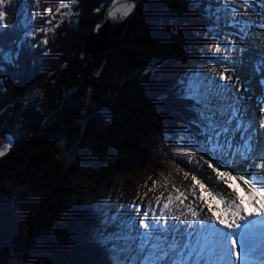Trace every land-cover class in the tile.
<instances>
[{
  "label": "trees",
  "instance_id": "obj_1",
  "mask_svg": "<svg viewBox=\"0 0 264 264\" xmlns=\"http://www.w3.org/2000/svg\"><path fill=\"white\" fill-rule=\"evenodd\" d=\"M110 1L78 0L74 15L56 14L51 25L44 10L61 0H36L30 16V0L0 6V48L18 53L11 63L0 54V133L15 141L0 158V264H115L101 207L66 204L73 178L89 165L110 183L116 172L153 165L183 134L201 138L192 92L218 0H141L124 43L93 80L90 58L79 55Z\"/></svg>",
  "mask_w": 264,
  "mask_h": 264
},
{
  "label": "snow or ice",
  "instance_id": "obj_2",
  "mask_svg": "<svg viewBox=\"0 0 264 264\" xmlns=\"http://www.w3.org/2000/svg\"><path fill=\"white\" fill-rule=\"evenodd\" d=\"M12 2L0 0V6ZM77 2L61 0L55 12L52 6L46 8L44 11L51 17L46 24L51 25L56 14L74 15L72 8ZM192 4L193 7L200 6L198 0H192ZM134 8V0H124L120 7L108 10L106 16L115 19L119 13L123 19ZM62 9L69 11L61 12ZM249 10L255 12L256 18L264 20V0H218L215 6L217 29L213 34L223 20L224 27L237 29L241 36L238 43L231 42L232 33L228 34L229 39L220 41V45L229 51L222 59L229 63H242L239 56L252 51L245 45L254 36L253 30L264 29V23L241 19L250 15ZM6 17V11L0 10V28L4 27ZM41 31H54V27ZM42 43L47 44V38ZM220 45L216 52L220 51ZM0 54L9 63L18 55L2 48ZM258 55L257 70L264 72V51ZM209 71L219 76V81L205 78L208 87L197 90L196 100L203 106L199 115L204 122L202 132L205 135L201 150L208 155L207 160L201 157L193 169L199 173V178L183 172L180 184L173 181L171 189L168 188V177L163 185L153 181V188L163 186L168 192L167 197L162 192L148 202L158 211L140 212L137 205L131 212L117 210L115 215L108 217L118 229L110 238L114 244L113 252L119 253L115 264H247L249 256L258 251L254 236L243 231L242 226L252 218L264 217V172L253 175L250 170L251 161H264V102H261L257 126L256 120L249 118L245 102L248 89L240 78L231 71L221 73L216 67ZM261 83L264 84V80ZM217 101L221 103L217 105ZM237 134L239 145L235 143ZM12 143L8 139L0 156L5 155ZM240 167L244 168L243 174L238 172ZM259 167L264 169V163ZM207 169H211V173ZM234 172L237 174L233 175ZM184 181L189 183L185 185ZM185 201L189 202L186 204ZM174 208L186 211L177 215Z\"/></svg>",
  "mask_w": 264,
  "mask_h": 264
},
{
  "label": "rangeland",
  "instance_id": "obj_3",
  "mask_svg": "<svg viewBox=\"0 0 264 264\" xmlns=\"http://www.w3.org/2000/svg\"><path fill=\"white\" fill-rule=\"evenodd\" d=\"M35 2L36 0H30L27 9L28 16L33 14ZM213 16L216 22L215 8ZM235 30L237 29H234L231 26L224 27V21H220V28L214 35V40L212 41L211 45L199 55L201 61L205 62L206 65L197 71L194 82V93L192 92L193 96L197 95V90L203 91L204 88L208 87V82L205 80V78L219 81V76L210 72V68L216 67L221 73L225 74L230 71L234 63H229L227 60L222 59V57L228 56L229 51L223 45H220V41L229 39L228 34L232 33L233 35L230 37V39L231 42L234 43ZM217 45H220L219 52H216ZM255 46L256 48L254 52H249L245 59L248 57V61L246 60L247 64H249L252 71L254 73L256 72L258 75L260 74V71L257 70V64L259 63L258 54L259 52L264 51V49H261L260 44H256ZM235 70L238 71L237 69ZM239 71H242L241 75L249 79V82L241 81V83H243L248 89L245 94V102L248 100L249 103L255 104V114L258 116L262 111L261 98L258 96L253 97L252 94L248 95L247 93H249L250 90L251 93H253V90L256 88L255 86H258L260 93L264 92V84L261 83V81L264 80V72H261L259 77L253 78L252 75L246 70ZM202 107L203 106L201 105L200 112ZM257 116L251 119H254L257 122L258 118L259 125V117ZM200 137L201 138L198 140H196V138L191 134H183L177 137V139H175L176 145H167L168 147H163L161 157L153 165L147 166L144 169L138 171L116 172L112 175L110 183H100L98 181L97 175L94 176L92 174L93 170L91 166L83 165L82 171L78 172L73 178L72 187L66 194V204L69 205L77 202L98 204L103 212L102 223L100 226L101 233L103 238L108 241L109 245L113 249L114 244L111 242L110 238L116 231H118V229L108 217L110 215H115L117 210H123L125 213L131 212L133 208H137V205L139 206L138 211L140 212L158 211L155 207H150L148 202L152 201L162 192L164 193V196L167 197L168 192L165 191L163 186H157L153 188V181L159 182L160 185H163L165 177H168V188L171 189L172 182L174 181L177 183L179 181V173L182 174L183 172H188L190 175L198 176V173L193 169L197 165V162L200 161L199 158L201 153L204 152L201 150L203 148V141L205 140V135L203 132L201 133ZM239 143L240 141L237 145H239ZM4 145L5 137H3V135L0 133V147ZM59 146V157L63 161L69 162L71 156L66 152L67 147L64 144H60ZM149 189L152 190L149 191ZM145 193H147V196H145ZM129 205H131V208H129ZM262 230H264V227ZM253 232L255 234V231ZM254 234L252 235L254 236ZM115 254L119 256V253Z\"/></svg>",
  "mask_w": 264,
  "mask_h": 264
},
{
  "label": "water",
  "instance_id": "obj_4",
  "mask_svg": "<svg viewBox=\"0 0 264 264\" xmlns=\"http://www.w3.org/2000/svg\"><path fill=\"white\" fill-rule=\"evenodd\" d=\"M140 1L134 0L135 8L129 16L123 19L120 18L119 13H117L115 19L107 17L106 13L110 9L120 7L124 3V0H111L100 9L97 20L89 31L84 41L83 49L80 52V57H90L89 70L93 80L99 78L109 57L124 43L129 26L138 13ZM8 139H11L13 143L8 147L5 155L8 154L15 144L13 137L9 133H6L5 145H7ZM0 150H3V146L0 147ZM3 156H0V158Z\"/></svg>",
  "mask_w": 264,
  "mask_h": 264
},
{
  "label": "bare ground",
  "instance_id": "obj_5",
  "mask_svg": "<svg viewBox=\"0 0 264 264\" xmlns=\"http://www.w3.org/2000/svg\"><path fill=\"white\" fill-rule=\"evenodd\" d=\"M241 10L243 11V9H241ZM249 12H250V15L243 16V17H241V19H252V20H255L256 23H264V20L256 18L255 12H253L252 10H249ZM253 31H254V36L247 40V43H246L245 46L249 47L252 50L250 52H254V50L256 48L255 45L256 44L257 45L260 44L261 45V49L263 50L264 49V29H254ZM239 41H241V36L238 34V30H235L234 43H238ZM248 53L240 55L239 58L242 59V63H234L232 65L231 69H230L231 72L235 73V76H239L240 81H245V82L246 81L249 82V79L244 77L243 75H241L242 71H239V70H246L247 72H249L252 75L253 78H257L261 74V71H260V74H258V75H257L256 72L254 73L252 71L250 65L247 64L246 60H247L248 57L246 59H245V57L247 56ZM235 69H237L238 71H236ZM255 87L256 88H255V90H253V93H251V90H250L249 93H247V94L248 95L252 94L253 97H257L258 96V97L261 98V101L264 102V92L260 93V89L258 88V86H255ZM250 101H252V100H250ZM216 103H217V105H219L221 103V101H217ZM246 103H247L246 108L248 110L249 118H255V116H257L255 114L256 113L255 104L249 103L248 100H246ZM257 117H260V115H258ZM257 126H258V118H257ZM238 136H239V134H237L236 137H235V143L236 144H238V142L240 141V137H238ZM201 157H203L204 160L208 159V155L206 154L205 151L201 153L199 159H201ZM261 163H264V161H261L259 159H255V160L250 162V170H251L253 175H255L256 172H264V169H261L259 167V165ZM222 170H227V169H222ZM207 171L209 173H211V169H207ZM238 172L243 174L244 173V168L243 167L238 168ZM236 174L237 173H235V172L233 173V175H236ZM198 178H199V173H198ZM245 178L248 179L249 176L245 175ZM178 180L179 181L177 182V185H179L181 180H182L181 173H179V175H178ZM203 182L208 184L207 180H204ZM183 183L185 185L188 184L187 181H184ZM208 187L211 188V185H208ZM241 187H243V185H241ZM192 199L193 198L190 196L189 197V201H191ZM189 201H185V203L187 204ZM173 211L176 212L177 215H179L181 211H186V209H174ZM204 211L207 212V209H205ZM208 215H210V213H208ZM254 220H259V224L260 225H258L257 227L246 226L244 229H242L243 231L250 232L251 234H254L253 231H255V234H254L255 249L258 250V251H255V254L250 255L248 260L250 261V263H254V264L261 263V262L264 263V230H262V228L264 227V217H262V218H252L250 221H246L245 223H247V225H249V223L254 221Z\"/></svg>",
  "mask_w": 264,
  "mask_h": 264
}]
</instances>
